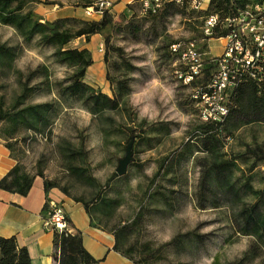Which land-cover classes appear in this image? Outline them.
<instances>
[{"label": "rangeland", "instance_id": "1", "mask_svg": "<svg viewBox=\"0 0 264 264\" xmlns=\"http://www.w3.org/2000/svg\"><path fill=\"white\" fill-rule=\"evenodd\" d=\"M119 3L120 0L114 1L110 8L114 25L105 30L102 45L93 49L96 58L104 57L105 37L109 38L105 71L99 70L97 63L88 68L86 77L88 83L111 97L122 94L117 110L94 115L81 103L61 97L59 82L71 69L55 61L53 49L34 43L25 46L16 60V68L25 76L35 73L29 84L28 102L50 103L56 115L46 133L26 131L21 136L25 139L17 148L24 151L23 165L32 174L42 170L45 177L66 188L67 194L76 200L95 202L101 189L102 196L118 199L113 217L105 216L104 221L109 226L133 225L130 243L140 251L150 250L148 264H264V252L244 259L256 241L254 236L242 234L234 219L240 206H249L258 199L243 188L244 183L264 189V124L232 126L223 133V158L236 163L234 179L242 187L241 202L229 197L221 199L224 203L219 207L207 200H202L205 205L200 203L199 196H205L203 188H199L200 180L208 165L207 153L199 148L202 145L196 138L202 123L200 110L190 102L191 89L178 81L174 73L177 63L171 61L169 51L173 43L196 41L202 45L206 41L201 13L186 12L165 21L154 20L145 15L139 3H135L133 10ZM26 8L43 22L59 17L90 21L102 18L98 0H35ZM129 21L133 23L130 29ZM4 41L23 46L14 28L0 25V42ZM87 43L83 37L68 47L81 48ZM117 48L119 51L114 50ZM210 49L214 57L222 53L223 39L211 40ZM108 71L111 81L106 78ZM16 91L20 92V83L15 75L0 78V95L6 93L11 99ZM142 122H146L143 127ZM1 127L0 123V134ZM138 127L145 129L151 141L137 146V164L130 166L126 175L115 176L119 161L125 156L127 131ZM190 139L194 149L191 155L181 151ZM64 141L83 147L84 163L93 182H82L66 168L60 148ZM170 187L177 192L173 205L165 204L159 195L148 197L157 188L171 195ZM94 202L93 210L105 207L99 199ZM261 208L264 210V199ZM141 256L134 254L137 261Z\"/></svg>", "mask_w": 264, "mask_h": 264}, {"label": "trees", "instance_id": "2", "mask_svg": "<svg viewBox=\"0 0 264 264\" xmlns=\"http://www.w3.org/2000/svg\"><path fill=\"white\" fill-rule=\"evenodd\" d=\"M30 1L35 0H0V25L14 28L23 40V46L9 45L5 41L0 42V78L6 79L9 75H15L17 81L20 83V92L16 91L11 99L7 98L6 93L0 95V123L2 124L0 139L5 141L8 150L10 149V152H12V155L18 161L9 170V173L0 179V189L21 195L28 194L36 176L44 177L42 170H38L37 173L32 174L23 165L22 156L24 151L19 152L20 149L17 148L21 139H25L21 136H25L24 133L26 131L46 133L49 131L56 116L50 103L28 102V96L31 92L29 84L34 79L35 73H29V75L25 76L15 65L16 60L23 54L25 46L28 47L36 43L40 47L53 49L55 61L71 69L69 75L59 82V95L64 99L81 103L90 113L102 115L107 110H117L120 106V96L122 95L115 93V97H111L88 83L86 81L88 68L94 64L92 52L87 48L68 47V44L75 39L84 37L89 42L91 36L97 34L104 36L105 30L114 25L110 9L103 10L102 18L98 21L83 20L76 17H59L52 22H43L42 18L35 15L34 11L26 8ZM135 3H139L141 9L144 10L143 0H134L128 5V8L133 10ZM253 3L254 0H210L207 10L195 11L187 7H180L172 2H167L162 8L155 11L152 7L146 9L145 15L154 18V20L160 19L165 21L169 16L175 14L186 12L192 14L197 12L201 13L199 18L202 25H204L206 18L209 16L218 15L219 24L214 29V33L208 37L204 36L203 38L206 41L202 45H198L202 50H209V40L225 38L228 35V30L230 29L226 26L227 18L241 15ZM132 24L129 21L127 27L129 26L130 29L133 26ZM175 44L178 43L171 45L169 56L173 63H177L174 68V73L176 74L177 70L185 72V67L180 60L182 48H179L178 51H173L172 46ZM105 45L104 61L107 64L109 60V38L107 37H105ZM114 50L119 51L118 48ZM203 74V77L193 80L188 85L178 80L182 87L191 89L189 99L194 108L197 105L193 95L196 92L203 94L209 91L208 86L212 76V65H207ZM176 77L178 78L177 74ZM106 78L108 81H111L109 71ZM228 106L229 113L223 121L204 122L200 118L202 122L201 130L196 135V138L200 140L202 145L199 148L207 153L206 158L208 159V163L206 162L208 165L203 172L199 186L200 189L201 187L203 188L205 196H199L198 200L202 204H204L202 200H207V202L213 204L215 207H219L224 203L221 199L229 197L241 202L242 187H238L234 179L236 163L235 161L223 158L222 151L225 148L223 133L232 126L240 127L252 123L264 124V79L262 81L243 79L229 92ZM145 123L142 122L141 127ZM139 128H131L127 131L125 149L130 140L134 138V156L140 143L151 141V137L146 134L145 129L143 131ZM165 131L170 130H166L165 128ZM191 141L190 139L184 144L182 152H188L190 155L193 154L194 149L192 148L193 143ZM60 148L69 172L82 180V182H93L94 179L88 174V169L84 163L86 161L83 147H75L71 143L64 141ZM136 164L134 159L130 166ZM169 164L165 171L166 175L171 171L174 161ZM137 166L141 168V165ZM115 176H118L117 173H115ZM45 183L47 190L56 186L60 187L58 183L48 179H46ZM61 188L65 193H68L66 188ZM243 188L253 192L258 197L257 201L253 204L240 206L239 214L234 218L238 230L242 234L255 237L256 243L244 254V259L247 260L257 257L259 253L262 254L264 252V210L261 208L264 199V189H254L247 182L244 183ZM101 190L97 192L96 201L93 202L96 203L98 199L103 202L105 207L102 209L93 210L91 207L93 202L90 203L80 199H77V201L84 203L83 205H85L86 210L91 216L98 215L100 225L114 232L116 238L114 249L116 251L128 257L133 264H142V262L148 264L151 261L150 259L147 260L150 250L140 251L137 245L130 243L133 225L109 226L104 221L105 216L113 217L114 206L117 205L118 199L102 196ZM206 191L208 192L206 193ZM169 193L171 195H166L160 188H157L154 192L149 193L148 197L154 198L155 195H159L160 200L164 201L165 204L173 205L177 192L173 187H170ZM140 217L138 213L136 218L139 219ZM68 221L71 228L70 232H67V230L62 232L54 230L55 262L57 264L95 263L96 260L83 247L81 232L72 233L69 217ZM136 253L142 254L138 261L134 257ZM31 262L32 259L28 249L26 247H19L15 237L5 238L0 236V264H32Z\"/></svg>", "mask_w": 264, "mask_h": 264}, {"label": "built area", "instance_id": "3", "mask_svg": "<svg viewBox=\"0 0 264 264\" xmlns=\"http://www.w3.org/2000/svg\"><path fill=\"white\" fill-rule=\"evenodd\" d=\"M143 1L145 12L150 7L154 11L160 9L167 2L195 11L207 10L209 6L206 0ZM98 6L101 8L99 12L102 13L103 10L113 7V2L98 0ZM218 24V15L206 18L203 25L205 37L211 36ZM226 26L230 30L225 38H220L223 39L224 45L223 52L219 56L214 57L210 50H202L195 41L172 46L173 51L182 48L180 60L185 72L177 70L176 74L184 84L188 85L193 80L203 77L205 67L212 65L209 91L203 94L196 92L193 95L200 110V118L204 122L224 120L229 113V92L243 79L259 81L264 79V0H254V3L241 15L227 18ZM46 208L48 210V217L44 222L46 227L59 232L71 231L63 205L48 201Z\"/></svg>", "mask_w": 264, "mask_h": 264}, {"label": "crops", "instance_id": "4", "mask_svg": "<svg viewBox=\"0 0 264 264\" xmlns=\"http://www.w3.org/2000/svg\"><path fill=\"white\" fill-rule=\"evenodd\" d=\"M114 1L116 0H112L113 3ZM133 1L120 0L119 4L126 6ZM209 1L206 0L208 3ZM101 38L102 36L98 34L91 36L89 43L81 49L87 48L93 54L94 64L90 69L98 63V69L105 71L104 57L100 55L96 58L93 50L94 47L102 45ZM210 42L211 40L209 41L211 52ZM17 163L5 141L0 139V179ZM46 179L51 180L45 176H36L26 195L0 189V236L15 237L19 247L28 249L32 264H57L54 258L55 231L46 227L44 223L48 217L46 204L48 201H54L64 206L71 222L72 233L81 232L83 247L96 260L93 264H133L128 257L114 249L116 244L114 232L99 224L98 215L91 216L82 201L72 198L61 187L56 186L47 190Z\"/></svg>", "mask_w": 264, "mask_h": 264}, {"label": "water", "instance_id": "5", "mask_svg": "<svg viewBox=\"0 0 264 264\" xmlns=\"http://www.w3.org/2000/svg\"><path fill=\"white\" fill-rule=\"evenodd\" d=\"M133 145L134 138H132L128 143L126 147L125 156L121 159V161H119L118 167L116 168V173L118 176L126 175L131 163L134 161Z\"/></svg>", "mask_w": 264, "mask_h": 264}]
</instances>
